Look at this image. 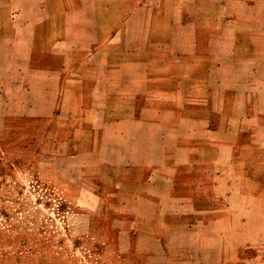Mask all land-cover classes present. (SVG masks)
Instances as JSON below:
<instances>
[{
    "label": "crops",
    "instance_id": "0c3cea01",
    "mask_svg": "<svg viewBox=\"0 0 264 264\" xmlns=\"http://www.w3.org/2000/svg\"><path fill=\"white\" fill-rule=\"evenodd\" d=\"M0 103L103 202L243 219L264 204V0H0Z\"/></svg>",
    "mask_w": 264,
    "mask_h": 264
},
{
    "label": "rangeland",
    "instance_id": "374dc122",
    "mask_svg": "<svg viewBox=\"0 0 264 264\" xmlns=\"http://www.w3.org/2000/svg\"><path fill=\"white\" fill-rule=\"evenodd\" d=\"M4 119L0 103V264H264V204L232 205L243 219L138 218L82 186L44 125Z\"/></svg>",
    "mask_w": 264,
    "mask_h": 264
}]
</instances>
